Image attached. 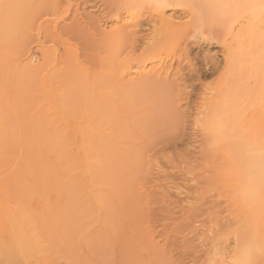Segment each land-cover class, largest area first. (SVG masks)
Returning <instances> with one entry per match:
<instances>
[{
    "label": "rangeland",
    "instance_id": "obj_1",
    "mask_svg": "<svg viewBox=\"0 0 264 264\" xmlns=\"http://www.w3.org/2000/svg\"><path fill=\"white\" fill-rule=\"evenodd\" d=\"M142 12L0 0V264H264V207L235 197L203 125L224 49ZM258 120L231 126L250 142L232 155L263 152Z\"/></svg>",
    "mask_w": 264,
    "mask_h": 264
},
{
    "label": "bare ground",
    "instance_id": "obj_2",
    "mask_svg": "<svg viewBox=\"0 0 264 264\" xmlns=\"http://www.w3.org/2000/svg\"><path fill=\"white\" fill-rule=\"evenodd\" d=\"M117 2L128 14L142 11L151 17L158 14L162 28L192 33L190 36L196 42H216L223 47L225 71L217 83L209 87L213 98L210 102H205L208 104L203 112L204 119L202 118L208 132L207 146L218 151L220 154H217L222 156V161L225 158L234 169L232 174L238 182L233 188L235 197L250 209L262 211L264 207V0H117ZM174 7L179 8L187 18L184 22L177 24L172 17L165 16L166 9ZM149 51L147 50L148 53ZM37 58L38 56L35 55L32 60ZM58 109L57 111L61 112ZM248 110L250 115L258 114L262 138L257 143L263 146V152L249 154L247 150L238 153V157H235L227 144H232L236 138L250 145L249 138L244 137L239 131L235 137L227 139L225 136L231 126ZM66 116L65 118H68ZM86 121L83 122L86 123L87 129H97L95 120L88 123ZM78 153L84 162V172L87 176L92 174V178H89L90 186L94 187L96 182L89 167L90 155L85 143H78ZM238 264L247 263L239 260Z\"/></svg>",
    "mask_w": 264,
    "mask_h": 264
}]
</instances>
